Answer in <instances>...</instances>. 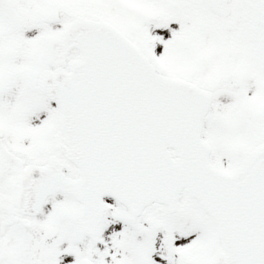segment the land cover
<instances>
[{"label": "snow or ice", "instance_id": "obj_1", "mask_svg": "<svg viewBox=\"0 0 264 264\" xmlns=\"http://www.w3.org/2000/svg\"><path fill=\"white\" fill-rule=\"evenodd\" d=\"M0 264H264V0H0Z\"/></svg>", "mask_w": 264, "mask_h": 264}]
</instances>
